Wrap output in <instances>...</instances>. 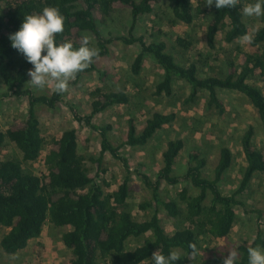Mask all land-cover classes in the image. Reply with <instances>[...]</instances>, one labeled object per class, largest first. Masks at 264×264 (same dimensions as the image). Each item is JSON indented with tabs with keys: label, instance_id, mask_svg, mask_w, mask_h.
<instances>
[{
	"label": "trees",
	"instance_id": "1",
	"mask_svg": "<svg viewBox=\"0 0 264 264\" xmlns=\"http://www.w3.org/2000/svg\"><path fill=\"white\" fill-rule=\"evenodd\" d=\"M209 2V0H207ZM207 1L173 0L175 22L191 25L198 16H207ZM163 0H0V62L7 72L2 74L8 94L26 98L28 109L22 118L16 117L6 131H0V227L10 231L1 240V247L8 255H15L27 248L30 241L39 239L44 227L50 223L57 229H65L62 240L72 253L69 264H152V254L159 250L167 255L177 251L181 260L177 264H223L225 257H210L195 262L191 259L192 245L197 257L202 245L201 236H211L222 240L230 236L240 206L238 195L246 192L258 174H264V147L254 143L255 129L250 127L242 138V147L247 161L240 189L233 195H225L221 183L232 167L233 154L227 147L220 153L218 165L213 176L206 174L208 158L197 150L188 154L185 172L179 175L177 164L185 143L181 139L170 141L163 153L162 167L155 179L149 174L136 170L137 176L151 197L138 206L143 220L136 219L129 204L131 195V168L127 159L121 155L125 146H147L165 127L176 122V114L153 113L144 128L139 132L136 120H128L126 140L116 146L112 141L114 127L96 125L94 118L114 106H128L131 98L127 92L105 93L95 89L92 113L84 116L72 105V116L79 126H86L99 134L101 151L97 158L87 159L79 151L77 129L66 130L50 143L45 153L47 140L43 135L40 110H56L64 101L66 92L57 94H37L31 85L28 72L32 69L26 58L12 47L9 37L19 31L24 18L40 14L46 7H56L66 17L65 30L56 35L57 43L72 41L76 47L82 43V35L94 38L91 46L99 50V56L84 71L70 81L76 86L82 77L98 71L97 61L108 58L115 41L126 45H140L141 52L135 58L132 72L139 75L144 61L151 57L164 71V79L156 85V96H172L175 81L181 80L190 86L187 103H193L201 91L209 94V103L221 112L224 106L218 97L219 90H229L244 95L257 110L264 129V92L252 81L264 82V18L251 39L254 52H240L241 63L230 64L225 78H202L196 64L180 65L173 54L168 52L164 42L147 43L145 37L134 35L140 17L152 14ZM204 32L208 47L216 49L218 36L222 33L224 41L234 44L249 28L242 14V3L236 8L217 9ZM131 11L132 27L129 37H105L100 25L117 9ZM179 46L186 49L191 45L180 37ZM20 153L1 160L8 146ZM121 161L127 176L117 190L105 191L103 184L90 175L87 161L95 163L102 173L108 155ZM45 172L40 176L26 171L25 166L43 158ZM169 187L186 184L177 197L164 192L163 184ZM197 190L192 194L191 186ZM109 186V185H108ZM110 187V186H109ZM175 223L172 234L164 226L162 214ZM137 244L131 248L132 244ZM264 246L259 235L250 246L239 248V264H248V249Z\"/></svg>",
	"mask_w": 264,
	"mask_h": 264
},
{
	"label": "rangeland",
	"instance_id": "2",
	"mask_svg": "<svg viewBox=\"0 0 264 264\" xmlns=\"http://www.w3.org/2000/svg\"><path fill=\"white\" fill-rule=\"evenodd\" d=\"M193 2L195 6L198 5L197 0ZM249 2L252 0H240L243 7ZM0 8H3L2 3ZM206 10L207 16L196 14L195 22L191 25L174 23L173 0H163L155 7L152 14L140 17L134 35L145 37L147 43H166L168 52L175 56L178 64L187 66L196 64L202 78H225L229 74L231 63L237 65L241 63L240 52H254L257 49L251 47V42H242L241 39L234 44H228L221 33L217 38L216 49L211 50L204 36L214 11V6L209 7L208 1ZM132 20L131 11L121 8L117 9L105 24L100 25V28L105 37H129ZM245 22L252 39L256 30L262 26L260 18L245 17ZM178 37L191 44L188 49L176 43ZM90 38L95 42L94 38ZM111 51L108 58L97 61V72L82 77L76 86L70 85L64 101L56 110L46 108L40 110L42 132L47 140L45 153L49 152L50 143L54 138H59L66 130L77 129L80 153L87 159L99 157L101 151L99 134L85 125L79 126L72 116L70 107L74 105L82 115L90 116L93 102L91 93L95 89L105 93L125 91L131 98L130 105L111 107L94 118L96 125L110 124L114 127L111 135L116 146L126 140L128 120L131 118L136 120L140 132L155 112L178 116L175 123L161 130L147 146H125L121 150V155L127 159L132 170L129 204L136 219L143 220L144 214L139 212L138 206L151 197L137 176L136 170L140 169L155 179L158 170L162 167L163 153L168 142L177 139L185 143L177 164L179 175L185 172L188 154L197 150L208 158L206 174L213 176L221 150L225 147L229 148L233 154V164L221 183V190L225 195L237 193L247 167L242 138L250 127L255 129V145L264 147V129L259 114L251 102L240 93L219 90L218 97L223 103L224 112L210 105V97L206 91H201L193 103H187L190 86L178 79L175 81L172 96H156V85L164 79L162 68L151 57H147L141 73L135 75L132 72L135 58L141 52L140 45L130 46L122 41H115L111 45ZM5 72L7 68L0 62V131H6L16 117L23 118L28 109L26 98L8 94L2 78ZM251 83L264 92L263 81ZM29 87L37 94L49 95L55 90L54 84H49L43 90L32 84ZM14 156L20 158V153L10 145L1 160ZM43 159L44 156L39 161L27 164L26 171L40 176L46 170ZM87 165L90 175L97 182L106 183L103 184L106 192L117 190L127 176L124 164L110 154L102 165L106 173H102L95 163L87 161ZM184 186L186 184L169 187L164 183L163 189L166 194L175 198ZM191 190L192 194H197V190L192 186ZM238 200L240 206L237 208L236 223L230 236L222 240L201 236L202 250L197 257H191L195 262L210 257L226 258L229 250L239 252L241 246H251L259 235L264 241V174H258L246 192L238 195ZM162 220L167 231L172 234L175 223L167 219L165 213L162 214ZM9 231L8 228L0 227V264H69L72 258L71 251L64 246L62 240L65 229H57L48 223L39 239L30 241L26 249L15 255H8L1 247V240ZM136 245L133 243L131 248Z\"/></svg>",
	"mask_w": 264,
	"mask_h": 264
},
{
	"label": "clouds",
	"instance_id": "3",
	"mask_svg": "<svg viewBox=\"0 0 264 264\" xmlns=\"http://www.w3.org/2000/svg\"><path fill=\"white\" fill-rule=\"evenodd\" d=\"M240 0H209L208 6L217 9L236 8ZM242 14L248 18H264V0H252L242 8ZM66 17L56 7H46L40 14L24 18L19 31L9 39L12 47L18 50L33 67L29 70L30 83L38 89L54 84L57 94L68 91L70 81L78 73L86 70L99 56V50L91 46V38L82 35V43L76 47L72 41L57 43L56 35L65 30ZM242 42H251L249 35L240 38ZM191 256L198 253L192 245ZM240 253L229 250L223 264H239ZM181 256L177 251L164 255L158 251L151 257L152 264H177ZM248 264H264V246L248 249Z\"/></svg>",
	"mask_w": 264,
	"mask_h": 264
}]
</instances>
